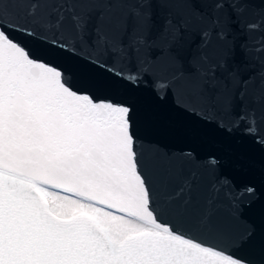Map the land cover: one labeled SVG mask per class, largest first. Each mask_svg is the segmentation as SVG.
<instances>
[{
  "label": "snow or ice",
  "instance_id": "6c2138e0",
  "mask_svg": "<svg viewBox=\"0 0 264 264\" xmlns=\"http://www.w3.org/2000/svg\"><path fill=\"white\" fill-rule=\"evenodd\" d=\"M143 90L264 147V0H0V264H264L256 188Z\"/></svg>",
  "mask_w": 264,
  "mask_h": 264
},
{
  "label": "water",
  "instance_id": "95a60500",
  "mask_svg": "<svg viewBox=\"0 0 264 264\" xmlns=\"http://www.w3.org/2000/svg\"><path fill=\"white\" fill-rule=\"evenodd\" d=\"M137 103L149 116L154 138L181 147L184 144L178 138L184 137L198 145L202 152H214L221 160L223 172L232 179L238 189L245 185L256 188L252 198L253 209L257 213L264 209V147L240 132L231 136L201 133L193 140L187 122H184L171 106L158 104L147 90L138 91ZM244 199L247 201L249 197L245 196Z\"/></svg>",
  "mask_w": 264,
  "mask_h": 264
}]
</instances>
